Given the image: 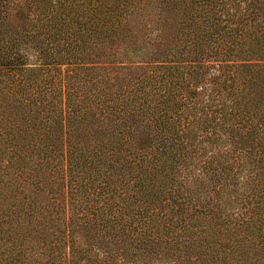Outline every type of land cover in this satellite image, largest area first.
<instances>
[{
  "label": "trees",
  "instance_id": "16d2710c",
  "mask_svg": "<svg viewBox=\"0 0 264 264\" xmlns=\"http://www.w3.org/2000/svg\"><path fill=\"white\" fill-rule=\"evenodd\" d=\"M0 264H264V0H0Z\"/></svg>",
  "mask_w": 264,
  "mask_h": 264
},
{
  "label": "rangeland",
  "instance_id": "374dc122",
  "mask_svg": "<svg viewBox=\"0 0 264 264\" xmlns=\"http://www.w3.org/2000/svg\"><path fill=\"white\" fill-rule=\"evenodd\" d=\"M111 60H112V59H111ZM111 60H109V62H110ZM106 64H108V65H109L110 63H106Z\"/></svg>",
  "mask_w": 264,
  "mask_h": 264
}]
</instances>
